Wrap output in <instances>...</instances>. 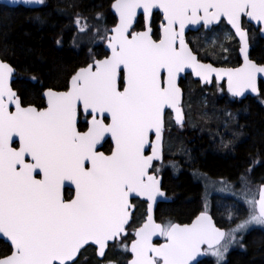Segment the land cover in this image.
Listing matches in <instances>:
<instances>
[{
  "label": "snow or ice",
  "instance_id": "obj_1",
  "mask_svg": "<svg viewBox=\"0 0 264 264\" xmlns=\"http://www.w3.org/2000/svg\"><path fill=\"white\" fill-rule=\"evenodd\" d=\"M23 3L43 7L46 0ZM11 5L19 6V0ZM112 7L119 20L105 29L111 54L76 68L64 90L47 88V107L22 103L10 83L14 66L0 56V239L9 244L0 264H77L86 247L96 250L98 261L116 264L106 259L113 246L123 251L130 247L132 258L124 264H200L206 254L215 264H225L232 245L246 247L244 234L250 226L264 225V184L254 190L241 173L236 188L224 178L211 180L194 170L206 189L209 183L220 184L245 207L233 205L228 211L230 227L218 226L207 205L190 224H159L153 210L165 191L155 161L163 160L164 130L173 123L167 111L174 109L175 122L185 123L178 78L187 66L205 82L213 74L218 80L226 77L233 96L251 90L264 97V83H257L264 64L250 59V35L242 19L246 14L248 24L264 23V0H115ZM154 9H163L165 17L156 31ZM138 11L147 25L132 31ZM96 16L103 18L100 12ZM35 17L42 21L41 14ZM224 17L238 34L244 59L236 68L202 63L184 36L189 21L215 27ZM75 23L80 32L88 28L79 14ZM13 102L15 111L10 110ZM228 116L236 119L232 112ZM243 127L237 122L230 139L221 137L220 146L234 150L241 136L235 128ZM106 134L114 141L107 153L97 150ZM181 151L192 159L191 149L182 146ZM257 162L253 158L247 171ZM134 197L146 198L147 219L134 230L136 238L129 245L117 238L128 232ZM155 233L164 237L163 243L152 242Z\"/></svg>",
  "mask_w": 264,
  "mask_h": 264
},
{
  "label": "trees",
  "instance_id": "obj_2",
  "mask_svg": "<svg viewBox=\"0 0 264 264\" xmlns=\"http://www.w3.org/2000/svg\"><path fill=\"white\" fill-rule=\"evenodd\" d=\"M112 1L46 0L45 6L38 8L0 5V56L7 58L14 66L15 79L11 85L25 106L34 104L41 107L44 103L41 97L43 90L50 87L64 90L66 80L76 68L84 66L93 57L106 55L103 49L105 29L115 23V16L110 12ZM58 8L64 11H57ZM98 12L103 14V18H97ZM36 13L41 14L42 21L36 19ZM77 14L81 17V23L88 26L83 32L78 31L75 23ZM160 18L159 13H153L154 31L158 29ZM141 24L143 20L139 16L134 29H140ZM244 26L250 35V59L264 63V40L245 20ZM229 33L228 27L221 23L210 32L200 30L189 33L187 41L199 59L215 65L235 66L239 62L237 42ZM74 37L77 38L76 44H73ZM58 39L60 43H57ZM222 88L219 85L201 87L198 82L189 80L185 92V111L190 134H171L166 143V151L175 154L183 165L177 176H170L167 172L163 175V189L167 195L173 194V200L157 205L155 217L158 221L167 224L174 217L178 221L188 222L205 210L201 199L202 177L192 174L194 169L206 173L210 179L229 178L233 182L241 173L247 174L248 165L253 158H257L258 162L253 165L250 175L252 189L257 188L256 183L264 176V151H261L264 149V97L258 95L230 101L228 95L220 91ZM229 112L235 114V120L228 116ZM237 122L244 126L235 128L241 132L238 146L234 150L221 147V137L230 139ZM182 146L191 149L192 159L181 151ZM219 201L220 213L224 214L232 208L222 199ZM223 207L227 208L226 211H222ZM213 212L218 219L216 222L222 226L224 221L219 219V212ZM140 219L141 213L137 211L130 229ZM127 236L129 240L131 237ZM127 240L123 242L127 243ZM243 244L246 247L237 244L229 249L225 264H264L263 226L249 229L244 234ZM8 250L9 245L0 239V255L7 254ZM128 258V252L117 250V246H113L106 257L116 264H124ZM77 264L104 262L97 260L94 248L86 247L81 251ZM200 264L210 263L202 260Z\"/></svg>",
  "mask_w": 264,
  "mask_h": 264
},
{
  "label": "flooded vegetation",
  "instance_id": "obj_3",
  "mask_svg": "<svg viewBox=\"0 0 264 264\" xmlns=\"http://www.w3.org/2000/svg\"><path fill=\"white\" fill-rule=\"evenodd\" d=\"M202 61H205V60H202ZM189 80H192L193 82H198V84L201 87H211V86L212 87H216L218 85L219 86H222L223 88L220 91H223L225 93V95H227V93H226V91L224 89V83L223 82L220 83V84H217L214 81H212L211 85L208 86L207 84H201V83H199V81L193 80L190 75H186V77L183 78V79H181V81H180V86H181V88L183 90V94H184L183 101H182V106H183V109H184L185 117H186V112H185V106H186L185 105V102H186L185 96L186 95H185V92H186V89H187V87L189 85ZM228 97L231 99L230 101H234V100L236 101V99H237V98L231 97L229 95H228ZM246 97H248V96H246ZM246 97H244L243 99H245ZM237 100H241V99H237ZM42 107H44V103H43V105L40 108H42ZM169 113L170 112L168 111L167 112V115H169ZM81 128L83 130V125L82 124H81ZM189 128L190 127L188 126V124H186V121H185V123L183 124V126H177V125H175V124L172 123L170 126H166V128L164 130V134H163V144H164L163 160L161 162H155V164L157 165V169L154 170V171H156V174L158 176H161L162 187H163V175L165 174V172L169 173L170 176L171 175L172 176H177L181 172L182 165H183L181 163V160L179 161L178 159L175 158V156H176L175 154L170 153L169 150L166 151V149H167L166 148V143L168 141V138H170L171 134H174V133L177 134V135H180V134L189 135L190 134L189 133L190 131H188ZM101 143L103 144V147H98L97 148L98 151H103V152H106L107 153L110 150V148L113 147V144H112V141H111V138L110 137H106L105 140L102 141ZM14 146H18V144L14 145ZM170 161L176 162V164H177L178 167L177 168H174L172 166V164L169 163ZM194 170L191 171L192 174H194ZM196 171L199 172V173L201 172V171H198V170H196ZM251 171L250 172L247 171L246 172L247 174H245V175L247 176V179L251 183H253L252 180H251V178H250ZM204 174H206V173H204ZM240 176L241 175H238L236 177V179L233 180V182L229 178H224V180H226L228 182H231L232 184L235 185V187H237V186H240V184L237 183V181L240 179ZM211 180H214V179L211 178ZM219 180H217V181H219ZM263 181H264V176H263L262 179L259 180L258 183H256L257 187ZM201 182H202L201 183V185H202L201 199H202V203L204 204V207H205V205H207L208 210H209V213L213 216V219L215 221L218 220V219L215 216L216 214L214 215L213 210L218 211L219 212V215H218L219 219H222L224 221V223H222L224 226L223 225L222 226L223 227L229 226L230 224H228L227 219L226 218H222L221 215H220L221 214L220 213L221 212V202L219 200L222 199L225 203L230 204L231 206L237 205L240 208H244L245 205L242 202L237 201L231 194L226 193V192H223L221 190L222 189V185H220V184L212 185V184L209 183L208 186H207V189H206V187H205L206 181L203 179V177H202V181ZM251 183L249 185L250 188H252ZM164 191H165V195L170 198V201L169 202H171L173 200V196H172L173 194L167 195L166 190H164ZM206 192H207V194H206ZM65 197L66 198H70L69 191L67 189L65 190ZM132 203L134 204L135 207H134V210H133V215H132V218H131L132 219L131 220V223H132L133 218H134L135 214L137 213V211L139 213H141V219H140V222H141V220H143L142 218L144 217L143 216V213L145 211V203L142 202V201H140L139 199H133ZM140 222L133 229H135L140 224ZM169 222H171V223L178 222L180 224H183V223H188L189 221L188 222H181V221H178L177 219H175L174 217H171V219L169 220ZM131 223L128 226V232H127L128 233L127 235H129V237H132V235H133V234H131V232H132L133 229H130ZM218 226H221V225L218 224ZM254 227H255V225H252V226H250V229H252ZM126 237H128V236H126ZM236 245H233V246L236 247ZM232 247L230 249H232ZM203 260H207V262L210 263V264H215V258L213 256H211V255L206 254V257Z\"/></svg>",
  "mask_w": 264,
  "mask_h": 264
},
{
  "label": "water",
  "instance_id": "obj_4",
  "mask_svg": "<svg viewBox=\"0 0 264 264\" xmlns=\"http://www.w3.org/2000/svg\"><path fill=\"white\" fill-rule=\"evenodd\" d=\"M114 2H115V0L111 3L110 11H111V13H112V14L115 16V18H116V22H115V24H116V23H118V20H119V13L116 12V10L112 7V5L114 4ZM0 5H5V6H8V7H16V6H12V5H11V0H0ZM19 5H20V6H23V7H26V8H38V7L26 6V5L23 3V0H19ZM154 12L159 13L160 16H161V21H160L158 27H159V29H162V23L165 22V17H164V15H163V9H154ZM201 15H203L202 12H201ZM139 16L142 17V19H143V23H144V25L146 26V25H147V20L145 19L144 15L142 14L141 11H138V13H137V18H138ZM244 18H245V21L247 22L248 18L246 17V14H245ZM223 20H224L225 24L230 28V30L232 31V33L234 34V33H235V30H234V28H232V27L230 26V22H227L226 17H224ZM216 23H217V25H218L220 22H216ZM115 24H114V25H115ZM114 25H113V26H114ZM250 25H252V27H253L255 30L258 31V36H259V38H261V39L264 40V32H261V30H260V29H264V23H258V22H256V21L253 20L252 23H251ZM113 26H112V27H113ZM112 27H110V28H112ZM201 28H202L203 30H207V31H208V30H210L212 27H209V26L204 25L203 22L189 21L188 23H186V25H185V32H184L185 40H186V34H187V33H189V32H196V31L200 30ZM234 36H235V38H236L237 41H238V49H237V53H238V58H239V60H240V62H239V64H238L237 66H235V67H224V66H215V65H213V64L210 63V62H202V61H201V62H202V63H205V64H212V65H213L214 67H216V68H236V67H239L240 65H242V64L244 63V59H243V55L239 52L240 44H239L238 34H234ZM186 42H187V41H186ZM187 44H188V43H187ZM103 47H104V50L107 52V55H110V54H111V53H110V49H108V47H107V39H106V41L104 42ZM188 47L191 48L189 44H188ZM250 48H251V47H249V52H250ZM191 50H192V49H191ZM193 53H194V52H193ZM194 54L197 56L196 53H194ZM197 58H198V57H197ZM257 64H259V63H257ZM262 64H264V63H262ZM14 74H15V71H14ZM14 74H13L12 79L10 80V83H12V81L14 80ZM187 74H190L191 77H192L193 79H195V80H199L201 84H207V85H210L211 82H212V80H214L216 83L224 82L226 92H227L229 95L233 96V95L228 91V89H227V78H226V77H225L223 80H218V79L216 78V75L213 74L212 80L209 81V82H205V81H203L202 78L196 76L195 71L192 70L190 66H187V67L181 72V74H180V76H179V78H178V83L180 82V79L184 78ZM260 82H264V73H258V74H257V83H258V85H259ZM180 88H181V86H180ZM181 90H182V89H181ZM182 93H183V91H182ZM257 95H258V93L252 92L251 90H246V92H245L244 95H242V96H233V97L243 99V98L246 97V96L255 97V96H257ZM41 96H42V98H43V100H44L45 107H47L46 89L42 92ZM182 98H183V95H182ZM182 98H181V102H182ZM11 107L13 108L12 111H15L14 102H13V105H12ZM169 111L171 112L172 120L174 121V123H175L176 125H179V124H177V123L175 122V110H174V109H169ZM109 122H110V121H109ZM106 137H110V138H111L110 134H106ZM106 137H105V138H106ZM16 139H17V141H18V137H16ZM153 139H154V137H153ZM111 141H112V144H113V146H114V141L112 140V138H111ZM17 144H18V143H17ZM98 147H99V146H98ZM149 151H150V149H149ZM155 162H161V160L157 159ZM159 177L161 178V176H159ZM262 184H264V181L262 182ZM66 189H67V188H66ZM73 193H74V185H73ZM133 199H136V198L134 197V198H132V200H133ZM138 199H140V200H144V201L146 202L145 217H144V220H146V219H147V201H146V198L139 197ZM257 199H258V195H257ZM169 201H170V198L166 197V195H165L164 197L159 198L158 201H157V204L154 206L153 214L155 213V209H156V207H157V205H158L159 203H167V202H169ZM197 215H199V214H197ZM197 215H196V216H197ZM196 216H195V217H196ZM154 217H155V216H154ZM195 217H194L192 220H194ZM144 220H143V222H144ZM192 220H191L190 222H188V223H184V224H190V223L192 222ZM143 222H142V223H143ZM142 223H141V224H142ZM157 223H158V222H157ZM141 224H140V225H141ZM159 224H161V223H159ZM139 227H140V226H139ZM139 227H137V228H139ZM120 238H121V237H118L117 239L120 240ZM135 238H136V237H135V231H134V239H135ZM161 238H162V236H161L159 233H155L154 236H153V241H152V242H153L154 244H161V243L164 242V240L161 241L160 243H156V241H159ZM1 240H3V239H1ZM3 241H4V240H3ZM4 242H5V241H4ZM6 243H7V242H6ZM7 244H8V243H7ZM8 245H9V244H8ZM129 245H130V243H129ZM82 250H83V249H82ZM128 253H129V255H130V258H129L128 260H130V259L132 258V254H131V251H130V247H129V249H128ZM78 255H80V253H79ZM95 256H96V258H97V252H96V250H95ZM204 257H205V255H204L203 257H201L200 261H201ZM128 260H127V261H128Z\"/></svg>",
  "mask_w": 264,
  "mask_h": 264
},
{
  "label": "rangeland",
  "instance_id": "obj_5",
  "mask_svg": "<svg viewBox=\"0 0 264 264\" xmlns=\"http://www.w3.org/2000/svg\"><path fill=\"white\" fill-rule=\"evenodd\" d=\"M219 27H221V26H219ZM216 29H217V28H216ZM218 31H219V30H216L215 32H218ZM225 209H227V208H224V207H223V208H222V211L225 210ZM225 211H226V210H225ZM225 211H224V212H225ZM227 215H228V212H226V213H224V214L221 213V217H222V218H227ZM259 226H263V227H264V225H259ZM247 231H248V230H247ZM247 231H246V232H247ZM232 246H233V245H232Z\"/></svg>",
  "mask_w": 264,
  "mask_h": 264
}]
</instances>
